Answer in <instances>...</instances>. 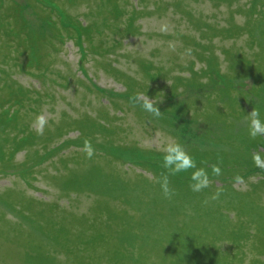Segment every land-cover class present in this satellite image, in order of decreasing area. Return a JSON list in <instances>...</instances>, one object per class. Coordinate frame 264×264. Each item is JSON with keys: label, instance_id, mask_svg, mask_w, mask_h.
I'll return each mask as SVG.
<instances>
[{"label": "rangeland", "instance_id": "1", "mask_svg": "<svg viewBox=\"0 0 264 264\" xmlns=\"http://www.w3.org/2000/svg\"><path fill=\"white\" fill-rule=\"evenodd\" d=\"M42 1L0 0V18L10 19L16 14L11 6L18 4L30 29L55 39L54 48L46 40L38 45L51 65L48 76L62 81L44 87L48 76L41 83L37 76L46 65L32 69L34 75L9 69L38 100L16 122L35 131L33 143L11 157L14 164L4 165L10 157L0 156V217L6 215L0 219V264H36L30 255L37 244L38 252L50 249L61 264H135L133 254L126 255L130 251L148 256L139 264H177L159 239L175 247L178 264H264V169L252 160L253 152L264 149V136L249 135L251 110L264 120V0H120V19L101 27L102 36L90 32L95 42L104 39L103 48L110 44L102 54L91 51L82 32L71 31L62 12L50 15ZM57 1L83 23L101 19L102 0ZM253 2L259 14L251 11ZM104 14L112 20L111 11ZM50 16L59 31L49 27ZM9 41L0 35V43ZM27 46H18L24 61L35 58ZM136 93L157 101L162 117L133 106ZM41 115L47 121L43 135L36 131ZM101 122L109 125L110 137L98 132ZM92 128L91 138L103 149L93 145L100 151L89 159L77 137L79 129ZM17 132L0 128V144L11 149ZM169 140L207 168L211 187L195 193L191 172L180 173L182 180L170 178L177 195L163 197L157 181L166 171L161 149ZM212 164H220L221 176L211 174ZM75 179L78 186L70 185ZM217 190L219 200L203 205ZM107 211L118 215L117 223L109 222L114 238L128 227L121 229L129 234H120L128 239L124 245L108 243ZM9 222L21 226L15 232ZM63 227L69 237L82 228L100 235L85 247L75 238L71 246L78 252L70 257L46 235L55 237Z\"/></svg>", "mask_w": 264, "mask_h": 264}, {"label": "trees", "instance_id": "2", "mask_svg": "<svg viewBox=\"0 0 264 264\" xmlns=\"http://www.w3.org/2000/svg\"><path fill=\"white\" fill-rule=\"evenodd\" d=\"M70 1V0H68ZM112 1V2H111ZM120 0H102L103 2V6H104V10H103V6H102V10L100 12V17L101 19L97 22H95L94 24H88V23H83V21L78 20V18H75L73 16H71L66 10H64L63 5L57 1V0H43L42 2H44L46 8H48L50 11V15L52 14H56V15H60V12H62L63 16L65 19H63V21H65V23L69 24V27H71V31L74 28L75 31L78 32H82L85 35V38H88V40L90 41V46L89 48L91 49V51L93 52H97L102 54L105 50H109L108 48L110 47V44L108 43L106 45V40H105V47L103 48V43H104V39L103 42H95L94 41V37L93 34L90 33L91 31H96L98 30L99 34L102 36L103 34V30L102 28H111V26L114 24V22L118 21L120 19V16H122L123 12H124V5H121L119 3ZM254 3V2H253ZM38 4V3H37ZM120 5V6H119ZM255 3L252 4L250 6L251 11L252 12H256L258 13V10L256 11L255 9ZM13 10L15 9L16 14L15 15H11V18L8 19V17L5 14L4 15V19H2V17L0 18V35L4 36L6 38H8L10 41L7 43H0V51L2 49L5 50V54L3 56H0V128H1V133L5 130H8V128H12V129H17L18 132L14 135H11V141L13 142V146L11 149H6L4 148L3 144H0V156H4L6 158V156H8L9 162L7 160H3L4 165L6 164H14V162H12L11 157H14L19 151L23 150L24 148H27L29 145H31L33 143V138L36 136L35 131L30 127L29 124H26L23 128H19L17 126V120L18 117H20L23 113L22 110H26V114L27 111L33 110L34 107L33 105H30V102H37L38 100V96L32 95L29 92V88L22 85L17 79H13L10 75V67L12 65L14 66H18L19 69L25 73H31L32 75H34L32 69L37 68L36 66L39 65V67H43L46 65V67L48 66L49 62H46L42 56L41 53V49L38 45L40 40H46L49 42V44L52 46V48H54L55 45V39H50L47 38L46 32L45 33H41V32H35L32 29H30L26 18L24 17L23 12L21 11V7L16 4L11 6ZM37 7V5H36ZM111 11L112 15V20H108L107 19V15H105V12ZM49 18V17H48ZM47 18V19H48ZM50 20L48 21L49 23V27H53L54 30L57 29L56 27V21L53 18V16H50ZM133 21V18H131ZM130 22L128 24V26H132L133 22ZM18 22V23H17ZM67 26V25H66ZM64 24H62V29L66 30L68 29ZM57 31H59L57 29ZM60 32H63L62 30ZM58 33V32H57ZM61 38H63V36H60ZM57 39H59V37H57ZM23 45H27V49H26V53L27 55H35V58L32 56V58L27 57L26 60L24 61L23 58L21 56L25 55L23 54L22 50H20V48L22 47H18L19 43ZM47 42V43H48ZM8 52V54H6ZM211 51L208 50V54H210ZM206 58V57H205ZM41 62H44V64H41ZM209 63H211L210 60H208ZM50 67L51 65H49L45 71H38V73H41L37 76V80H39V82L41 83V81H43L44 79L47 78V76L49 75V71H50ZM114 69H117L116 67H113ZM212 70H214L215 68H211ZM215 71V70H214ZM55 79V80H54ZM51 78V76H48V78L46 79L45 83H42L45 86H49L50 84L54 83V81H56L57 83H61L62 81L56 79V78ZM63 84V83H62ZM127 89H131L130 85L127 84ZM67 86V85H66ZM2 126V127H1ZM110 127L109 125H104L103 122L100 123V125L98 126V132L105 137H110ZM93 128L89 129V130H82L79 129V135H78V140H80L81 142L78 144H83V142L85 141V139H88L91 141L92 145H97L100 149L101 146L98 144V139L96 138V136H94L93 138H91V134L93 133ZM7 137H5L6 139ZM95 139V140H94ZM96 141V142H94ZM67 143V142H66ZM63 146V143L61 144V147ZM64 147V146H63ZM99 148H95L96 151H100ZM103 149V147H102ZM101 149V150H102ZM7 158V159H8ZM8 162V163H7ZM2 163V164H3ZM175 178H177L179 181L182 180V176L178 175ZM176 179V180H177ZM177 180V181H178ZM67 181L63 182V187H67V185H69L68 183H66ZM78 182L79 179H75L72 180L70 182V185L74 186L77 185L78 186ZM71 187V186H70ZM70 191V190H69ZM68 193V192H67ZM41 202V201H38ZM37 202V203H38ZM105 205H107V202H104ZM15 210H19V209H15ZM105 215L108 218V224L106 225V229L108 231H105L106 233H104V235L106 236L108 243H114L116 245H124L126 240L128 239H123V236H129V234L127 235V233H123L121 232V229L125 230L127 232L128 227L127 226H121L118 230H116V237L114 238V236H112L114 230L113 228L110 226L109 222H113V223H117L116 220L118 219V215H113L111 213H109L107 211V214L105 213ZM6 217V215L2 214V217H0L1 220H3ZM1 222V221H0ZM12 226V227H11ZM19 225L18 222H9V228L12 231L16 232V228ZM56 229H61V225H57V223H55ZM1 227H5L3 224H0V228ZM11 227V228H10ZM99 226L93 224L92 225V229L94 228V230H99L98 229ZM127 227V228H126ZM19 228V227H18ZM42 228V227H41ZM44 228V227H43ZM100 228V227H99ZM46 229V228H45ZM66 228L63 227V230L60 231V234L55 236L57 237V240L55 239L54 235L52 236V234L50 233H46L47 230H45V233L47 235V238H51L50 240H53L54 244L56 246L58 245V242H60L61 244H63V248H65L68 252H71L73 254L70 255V257H72L75 253L78 252V249L74 246H71V243L74 242V239H78V240H82L81 242V247L82 246H87V245H93V239L97 238L96 236H99L100 232H94L92 234V236L85 234V229L82 228V230H80V232L78 233H72V235L67 236L68 233L64 232ZM44 233V234H45ZM123 236H121V235ZM91 237L92 239L90 240H84L86 237ZM120 241L118 240V237ZM63 237V238H62ZM122 237V238H121ZM153 242V241H152ZM158 242L160 243V245L169 252L173 253V257H172V262L177 263L180 261L179 259H177V253L175 252V247L174 246H170L168 248L164 247V241H162L161 239L158 240ZM152 244V243H150ZM37 246L39 247L40 245L37 244ZM80 246H78L80 248ZM84 246V247H85ZM167 246V245H166ZM32 248L33 253L30 255L33 259V262H35L36 264H61L59 262V259L52 253L50 252V249L47 250L46 252H38V250L40 248ZM163 250V251H165ZM154 251H152L150 254L149 259H152V254ZM133 254V255H131ZM128 256H132L134 258H136L134 260L135 264H139L140 263V259H147L148 256H144L143 252H138L137 254H134L133 251H130L129 254H126ZM68 257V258H70ZM163 259V258H162ZM148 260V259H147ZM180 263V262H179Z\"/></svg>", "mask_w": 264, "mask_h": 264}, {"label": "clouds", "instance_id": "3", "mask_svg": "<svg viewBox=\"0 0 264 264\" xmlns=\"http://www.w3.org/2000/svg\"><path fill=\"white\" fill-rule=\"evenodd\" d=\"M166 31V28L164 29ZM133 106L140 105L143 111L150 114L154 118H161L162 112L157 106V101L151 99L148 95L143 93H136L130 98ZM249 135L252 139L258 136H264V120L260 118V112L257 109L251 110L249 113ZM38 127L36 129L39 135H43L44 127L47 121L43 115L37 118ZM83 151L86 156L91 159L95 155V148L90 140L85 139ZM163 152L162 168L166 171L161 174L157 183L160 184L162 195L165 199L171 201L175 195L176 190L171 186V177L177 176L180 173L191 172L189 188L195 193L203 192L205 189L211 187L212 180L206 167H198L197 160L186 149V147L174 140H169L161 149ZM252 160L257 168L264 169V149L253 152ZM201 163L207 164L206 161ZM211 174L219 177L222 175V168L220 164L211 165ZM237 180L240 177H236ZM221 191L217 190L211 197L203 201V205H208L210 201L219 200ZM188 215H193L191 208L187 209Z\"/></svg>", "mask_w": 264, "mask_h": 264}]
</instances>
